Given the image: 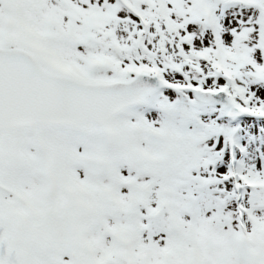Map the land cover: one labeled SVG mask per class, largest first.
<instances>
[{
    "label": "rangeland",
    "instance_id": "rangeland-1",
    "mask_svg": "<svg viewBox=\"0 0 264 264\" xmlns=\"http://www.w3.org/2000/svg\"><path fill=\"white\" fill-rule=\"evenodd\" d=\"M0 46L81 81L164 84L105 125L0 131V264H264V0H0ZM69 199L78 262L30 232Z\"/></svg>",
    "mask_w": 264,
    "mask_h": 264
},
{
    "label": "water",
    "instance_id": "water-1",
    "mask_svg": "<svg viewBox=\"0 0 264 264\" xmlns=\"http://www.w3.org/2000/svg\"><path fill=\"white\" fill-rule=\"evenodd\" d=\"M161 87L159 78L149 74H136L127 81L83 82L45 70L22 48L0 47V131L34 124H105ZM191 92L199 103L219 105L230 118L242 114L224 91ZM82 214L79 201L51 202L35 216L30 231L39 245L65 248L76 259Z\"/></svg>",
    "mask_w": 264,
    "mask_h": 264
},
{
    "label": "trees",
    "instance_id": "trees-1",
    "mask_svg": "<svg viewBox=\"0 0 264 264\" xmlns=\"http://www.w3.org/2000/svg\"><path fill=\"white\" fill-rule=\"evenodd\" d=\"M231 129L227 128V130L230 132L231 130L234 129V127H230ZM225 135H228V134H225Z\"/></svg>",
    "mask_w": 264,
    "mask_h": 264
},
{
    "label": "flooded vegetation",
    "instance_id": "flooded-vegetation-1",
    "mask_svg": "<svg viewBox=\"0 0 264 264\" xmlns=\"http://www.w3.org/2000/svg\"><path fill=\"white\" fill-rule=\"evenodd\" d=\"M78 262V261H77Z\"/></svg>",
    "mask_w": 264,
    "mask_h": 264
}]
</instances>
